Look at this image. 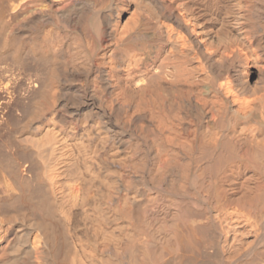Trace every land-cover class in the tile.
<instances>
[{
    "label": "bare ground",
    "instance_id": "obj_1",
    "mask_svg": "<svg viewBox=\"0 0 264 264\" xmlns=\"http://www.w3.org/2000/svg\"><path fill=\"white\" fill-rule=\"evenodd\" d=\"M0 264H264V0H0Z\"/></svg>",
    "mask_w": 264,
    "mask_h": 264
}]
</instances>
